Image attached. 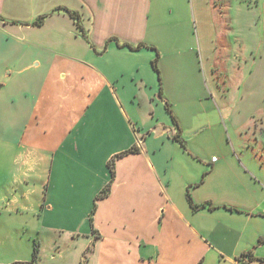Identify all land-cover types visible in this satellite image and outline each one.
<instances>
[{"label": "crops", "instance_id": "1", "mask_svg": "<svg viewBox=\"0 0 264 264\" xmlns=\"http://www.w3.org/2000/svg\"><path fill=\"white\" fill-rule=\"evenodd\" d=\"M256 29L264 0H0V264H264Z\"/></svg>", "mask_w": 264, "mask_h": 264}, {"label": "trees", "instance_id": "2", "mask_svg": "<svg viewBox=\"0 0 264 264\" xmlns=\"http://www.w3.org/2000/svg\"><path fill=\"white\" fill-rule=\"evenodd\" d=\"M62 9L65 10V11H67L69 13V15L74 19L77 30H80V33H81L82 37L85 38L89 42V39L87 38V36L85 35L83 29L81 28V26L79 24V21H78L79 20V16H78V14L76 12H71V11L67 10L66 8H64V7ZM41 19H42V17L38 18V20L36 21V24H38L41 21ZM114 40L120 46H127L130 49H138L140 47L146 46L143 43L137 44L136 46H131L128 43H121V42H119L118 39H116V38ZM156 59L157 58H154L151 61V66L154 69V71L158 72V68H157V65H156ZM160 96H161V94H160ZM164 107H165L166 111L168 112V114H169V116H170V118L172 120V123L174 124V127L176 128V134L174 135V139L177 140V141H179V143L181 144V146L184 149H187L186 148V142L181 137V128L179 126V123L177 121L176 116L173 113V110L171 109V107L169 106V104L166 101H164ZM127 152H132V150H129ZM107 165H108V168H109L110 172L113 174V164H112V162H108ZM110 187H111V183H108L107 185H105L99 191V193L96 195V198L95 199L96 200H99V199L105 198L108 195L109 191H110ZM186 198H187V201H188L190 207L193 210L200 209V208H203V207H207L209 209L214 208V206H212L210 203L200 204V205L195 204L193 202V200H192V198H191L188 190L186 192ZM259 242H261V240ZM39 254H40V246H39V243L38 242H34L32 259H31L30 262L25 263V264H36L38 262V260H39V257H40ZM249 254L250 253H244L243 256H246V255H249Z\"/></svg>", "mask_w": 264, "mask_h": 264}, {"label": "rangeland", "instance_id": "3", "mask_svg": "<svg viewBox=\"0 0 264 264\" xmlns=\"http://www.w3.org/2000/svg\"><path fill=\"white\" fill-rule=\"evenodd\" d=\"M230 1V0H229ZM246 2L244 1V4ZM257 14V12H256ZM79 21H80V24L84 27V25H86L88 22H87V14L84 12L83 14V10L81 9L80 7V11H79ZM85 31L87 30L86 27H84ZM79 34H80V30H78ZM260 30L256 29L255 30V33L252 37V43L250 45H247L248 49H249V54L251 55V53H253L254 57H255V67H254V74H253V85L255 86L256 89L258 90H261V89H264V79H263V76L258 79V75H262L264 73V38L262 37V35L260 34ZM82 36V35H81ZM88 36V35H87ZM115 38H110L109 40L110 41H115L114 40ZM90 42H91V39H90ZM94 45L91 43V46ZM123 47V46H122ZM230 47V45H229ZM238 48L239 51H242V48H241V45H236L235 44V48ZM232 49V47H231ZM231 49H229V51H231ZM260 55H262L263 59L262 60H259L258 59L260 58ZM244 61H240V64L243 63ZM231 63V62H230ZM243 67H241L242 69ZM240 69V71H241ZM230 80V79H229ZM259 86V87H257ZM229 87L233 90L236 88L234 86H231L229 85ZM258 94V97H256V95ZM263 96H264V93H262ZM249 98L253 99V100H256V101H262L264 99V97H262V95H260V93H249ZM45 250L47 252H50V250L52 249L53 251L55 250V245L56 243H54L53 239L52 238H48L45 243ZM75 248H73V254L76 253L74 251ZM58 252H54L53 254L56 255ZM71 252H67V255H68V258L71 257L72 254H70ZM42 256V253L40 251V258ZM85 262L83 261V264Z\"/></svg>", "mask_w": 264, "mask_h": 264}, {"label": "built area", "instance_id": "4", "mask_svg": "<svg viewBox=\"0 0 264 264\" xmlns=\"http://www.w3.org/2000/svg\"><path fill=\"white\" fill-rule=\"evenodd\" d=\"M213 159H215V158H213Z\"/></svg>", "mask_w": 264, "mask_h": 264}]
</instances>
